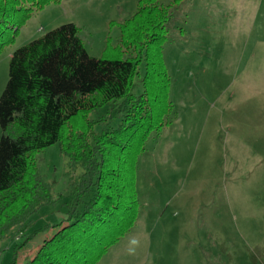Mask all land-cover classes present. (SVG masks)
Listing matches in <instances>:
<instances>
[{
  "label": "rangeland",
  "instance_id": "1",
  "mask_svg": "<svg viewBox=\"0 0 264 264\" xmlns=\"http://www.w3.org/2000/svg\"><path fill=\"white\" fill-rule=\"evenodd\" d=\"M138 1L57 0L33 11L0 52V94L16 47L71 22L88 54L101 57L120 43L119 25ZM161 2L174 10L162 50L169 121L146 139L138 156L134 224L96 264H264V0ZM143 74L142 62L134 94L142 92ZM106 109L87 119L104 116ZM35 161L61 199L10 230L0 244V264L13 252L24 263L51 237L81 172L60 153L59 143L40 150Z\"/></svg>",
  "mask_w": 264,
  "mask_h": 264
},
{
  "label": "trees",
  "instance_id": "2",
  "mask_svg": "<svg viewBox=\"0 0 264 264\" xmlns=\"http://www.w3.org/2000/svg\"><path fill=\"white\" fill-rule=\"evenodd\" d=\"M55 1L0 0V52L33 11ZM173 13L161 0H139L119 25L120 43L101 57L88 54L71 22L11 52L0 94V244L12 228L61 199L37 170L40 150L59 143L68 163L81 169L65 218L22 264H96L134 224L138 156L146 139L168 124L172 108L162 50ZM142 62L143 89L134 94ZM102 107L104 116L87 119ZM15 255L6 264H19Z\"/></svg>",
  "mask_w": 264,
  "mask_h": 264
}]
</instances>
